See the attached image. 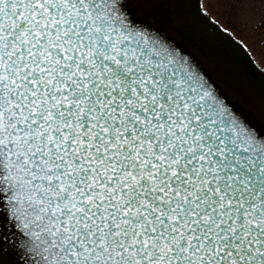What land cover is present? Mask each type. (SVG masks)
<instances>
[{"label":"snow or ice","instance_id":"6c2138e0","mask_svg":"<svg viewBox=\"0 0 264 264\" xmlns=\"http://www.w3.org/2000/svg\"><path fill=\"white\" fill-rule=\"evenodd\" d=\"M153 3L0 0V264H264V109Z\"/></svg>","mask_w":264,"mask_h":264},{"label":"rangeland","instance_id":"374dc122","mask_svg":"<svg viewBox=\"0 0 264 264\" xmlns=\"http://www.w3.org/2000/svg\"><path fill=\"white\" fill-rule=\"evenodd\" d=\"M178 2L179 0H154V3L150 4L149 7L159 20L172 23L187 33L190 43L198 46L209 66L219 76L223 86L230 89L240 103L259 110L256 103L253 104V99L250 100L251 96L242 88V85L246 84L242 78H249L250 76L247 75H251L249 64L242 60V52L227 50L225 46L226 37L218 31L213 32L202 22L196 13V5L200 0H184L180 6ZM203 2L207 5L209 0H203ZM213 6L215 11L212 14H219L222 23L227 25L232 21L241 30V35L257 39L252 55L259 63L261 59L259 37L261 33H264V0H244L235 11L220 5L218 0H213ZM191 11L195 16L191 14ZM189 17L191 21L188 20ZM218 39L223 40V42L220 44ZM220 46L226 51L219 48ZM261 66L264 67V64ZM239 68H242L241 72L238 71Z\"/></svg>","mask_w":264,"mask_h":264},{"label":"trees","instance_id":"16d2710c","mask_svg":"<svg viewBox=\"0 0 264 264\" xmlns=\"http://www.w3.org/2000/svg\"><path fill=\"white\" fill-rule=\"evenodd\" d=\"M225 46L228 47L229 49H231L230 47H232L233 49L240 50L238 46H235L228 39L227 42L225 43ZM222 49L224 48L222 47ZM243 58L246 59L245 57ZM242 88H244V92H247L251 96L250 99H253V102H255L260 109H264V77L254 74L251 71L250 78H248V81L246 82L245 85L242 86Z\"/></svg>","mask_w":264,"mask_h":264}]
</instances>
